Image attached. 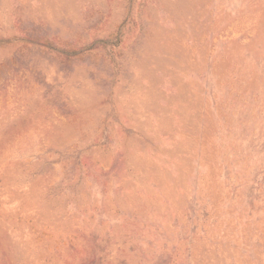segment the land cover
Wrapping results in <instances>:
<instances>
[{"label": "rangeland", "instance_id": "1", "mask_svg": "<svg viewBox=\"0 0 264 264\" xmlns=\"http://www.w3.org/2000/svg\"><path fill=\"white\" fill-rule=\"evenodd\" d=\"M0 264H264V0H0Z\"/></svg>", "mask_w": 264, "mask_h": 264}]
</instances>
